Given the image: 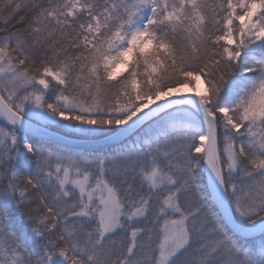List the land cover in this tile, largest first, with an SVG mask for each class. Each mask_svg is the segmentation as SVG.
<instances>
[{
	"label": "snow or ice",
	"instance_id": "obj_1",
	"mask_svg": "<svg viewBox=\"0 0 264 264\" xmlns=\"http://www.w3.org/2000/svg\"><path fill=\"white\" fill-rule=\"evenodd\" d=\"M0 264H264V0H0Z\"/></svg>",
	"mask_w": 264,
	"mask_h": 264
},
{
	"label": "rangeland",
	"instance_id": "obj_2",
	"mask_svg": "<svg viewBox=\"0 0 264 264\" xmlns=\"http://www.w3.org/2000/svg\"><path fill=\"white\" fill-rule=\"evenodd\" d=\"M122 71H124L123 66H120V67L117 68V72H118V73H119V72H122ZM185 91H186V90H185Z\"/></svg>",
	"mask_w": 264,
	"mask_h": 264
}]
</instances>
